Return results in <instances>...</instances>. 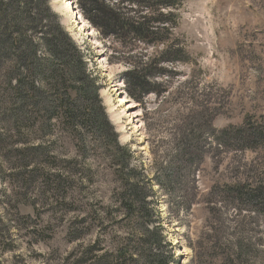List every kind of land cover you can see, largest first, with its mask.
<instances>
[{"label":"rangeland","instance_id":"rangeland-1","mask_svg":"<svg viewBox=\"0 0 264 264\" xmlns=\"http://www.w3.org/2000/svg\"><path fill=\"white\" fill-rule=\"evenodd\" d=\"M71 1L89 30L63 15L65 0H44L42 17L51 19L26 35L39 44L46 21L60 28L84 57L109 126L74 139L55 116L28 113L20 123L17 78L43 84L19 69L16 53L0 50V264H125L117 249L144 264L134 242L149 222L170 264H264L262 205L230 189L264 186V147L240 151L214 139L264 116V0H183L159 10L100 0L123 17L147 18L143 40L103 36ZM33 148L42 156L25 158ZM124 167L148 216L124 217Z\"/></svg>","mask_w":264,"mask_h":264},{"label":"trees","instance_id":"trees-1","mask_svg":"<svg viewBox=\"0 0 264 264\" xmlns=\"http://www.w3.org/2000/svg\"><path fill=\"white\" fill-rule=\"evenodd\" d=\"M181 1L183 0H145L132 4L140 8L159 10L173 8ZM43 3L44 0H0V23L2 24L0 50L6 47L16 53V63L19 69L29 75L37 76V80L43 84L42 88H37L29 79H22L20 76L17 78V84L12 94L16 101L15 105H20L18 112L22 113L23 119L19 122L26 123L28 113L40 120L44 115L49 118L55 116L60 119L64 127L75 135H72L74 139H78L77 135L80 130L87 128L107 130L109 125L105 119L103 108L97 100L95 83L86 75L84 57L69 42L60 28L46 21L43 26L46 31L39 33L40 36L45 37L39 41V44H34L27 37V32H36L37 25L41 24L42 18L51 19L48 15L47 19L42 17L43 13L45 14L47 11L42 10ZM77 4L82 16L93 24L103 36H118L126 31L143 40L144 35H148L149 30L152 29L147 18L129 19L123 17L119 15V11L115 10V6V9L106 7L100 0H78ZM34 8H37L39 15H35ZM41 48L47 53V58L39 57L38 53ZM0 53L2 52L0 51ZM129 76H133V74ZM216 139L221 144L225 142L229 146L234 143L240 151L263 148L264 117H260L258 120L246 118L242 127L221 131ZM40 152L41 150L33 148L29 152L27 151V154L24 153V157L40 156L38 154L42 156V152ZM125 169L126 167L124 170L122 169L123 174L120 176V189L117 194V202L126 212L124 217L138 214L137 217L142 218L144 211L148 216L149 211L144 210L143 207L149 203L138 187V182L132 172L124 173ZM230 189L235 192V195L246 196L248 202L253 206L262 205V208L258 207V211L264 213V186L248 193L239 186L230 187ZM149 224L151 222L144 228L143 236L138 239V242H134V248L141 245L144 264H170L172 258L167 255H165L166 258L160 257L157 249V247L167 248L160 236V230L158 227H147ZM132 255L133 253L128 249H117L114 257L116 262L132 264L135 262L131 258ZM230 263L234 264L233 259ZM105 264L109 263L105 262Z\"/></svg>","mask_w":264,"mask_h":264},{"label":"bare ground","instance_id":"bare-ground-1","mask_svg":"<svg viewBox=\"0 0 264 264\" xmlns=\"http://www.w3.org/2000/svg\"><path fill=\"white\" fill-rule=\"evenodd\" d=\"M71 7V8H70ZM60 8V7H59ZM61 8L63 9H68V11L66 13H64L63 15L68 18L70 20V17L71 16H74L72 18V24L74 25L75 28L79 29L80 32H84V29L85 30H89L86 26V24L82 21V19L78 16L76 17V13L75 11L72 10V1L71 0H65L64 2V5L61 6ZM70 10V11H69ZM79 26H81L79 28ZM116 88V87H115ZM118 103L122 104L124 103L126 100L123 98V99H118Z\"/></svg>","mask_w":264,"mask_h":264}]
</instances>
